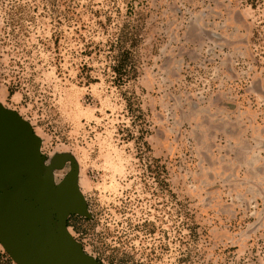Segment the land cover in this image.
Segmentation results:
<instances>
[{"label": "rangeland", "instance_id": "rangeland-1", "mask_svg": "<svg viewBox=\"0 0 264 264\" xmlns=\"http://www.w3.org/2000/svg\"><path fill=\"white\" fill-rule=\"evenodd\" d=\"M0 106L96 264H264V0H0Z\"/></svg>", "mask_w": 264, "mask_h": 264}, {"label": "water", "instance_id": "water-1", "mask_svg": "<svg viewBox=\"0 0 264 264\" xmlns=\"http://www.w3.org/2000/svg\"><path fill=\"white\" fill-rule=\"evenodd\" d=\"M86 212L77 170L58 185L42 171L30 123L0 106V243L18 264H96L65 219Z\"/></svg>", "mask_w": 264, "mask_h": 264}]
</instances>
